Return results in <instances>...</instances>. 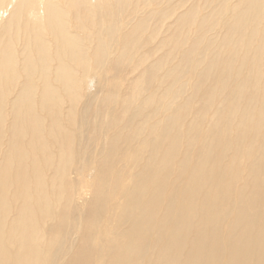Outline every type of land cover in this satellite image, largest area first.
I'll return each mask as SVG.
<instances>
[{
    "label": "bare ground",
    "instance_id": "1",
    "mask_svg": "<svg viewBox=\"0 0 264 264\" xmlns=\"http://www.w3.org/2000/svg\"><path fill=\"white\" fill-rule=\"evenodd\" d=\"M0 264H264V0H0Z\"/></svg>",
    "mask_w": 264,
    "mask_h": 264
}]
</instances>
